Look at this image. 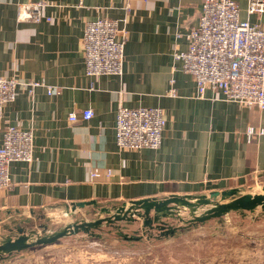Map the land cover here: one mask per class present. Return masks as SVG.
I'll list each match as a JSON object with an SVG mask.
<instances>
[{
    "label": "crops",
    "instance_id": "crops-1",
    "mask_svg": "<svg viewBox=\"0 0 264 264\" xmlns=\"http://www.w3.org/2000/svg\"><path fill=\"white\" fill-rule=\"evenodd\" d=\"M28 1L34 0H0V78L44 82L51 93L38 87L30 96L20 85L4 108L0 144L7 126L31 129L34 159L12 163V187L0 190V244L45 217L78 215L89 222L103 208L114 213L139 200L264 194V109L227 101L209 88L200 96L174 58L187 50L186 36L178 34L198 25L204 0H45L51 21H20L18 6ZM235 1L242 20L264 28V15L248 14L249 0ZM102 17L128 32L122 77L86 74L85 26ZM120 106L164 110L159 149L118 148ZM88 109L93 115L84 120ZM250 127L256 131L251 141ZM94 169L99 177H92ZM259 209L264 213L254 212ZM33 249L0 255V264H34Z\"/></svg>",
    "mask_w": 264,
    "mask_h": 264
},
{
    "label": "built area",
    "instance_id": "built-area-1",
    "mask_svg": "<svg viewBox=\"0 0 264 264\" xmlns=\"http://www.w3.org/2000/svg\"><path fill=\"white\" fill-rule=\"evenodd\" d=\"M47 5L45 0L20 3L18 19L51 21L52 18L43 12ZM247 11L249 15H264V0H249ZM183 35L189 46L187 50L174 52V58L181 61L183 71L194 78L200 96L209 88L227 101L264 109V28L260 24L242 20L235 0H204L198 25L187 34H178V38ZM127 39L128 32L120 27L118 20L102 17L89 21L82 39L86 74L93 77H122ZM20 85L28 88L30 96L38 87H47L51 93V88L44 82L23 84L15 78L1 77L0 122L5 106L16 100ZM92 115L89 109L82 113L84 120H89ZM70 120L76 121L77 116L71 114ZM165 127L166 118L162 108L120 106L116 123L117 146L121 150L131 151L157 150L162 145ZM263 133L260 130L259 134ZM255 134V129L250 127L246 137L251 141ZM33 150L34 134L31 129L16 125L7 126L2 131L0 190L12 187L11 164L32 162ZM99 176V170L94 169L92 177Z\"/></svg>",
    "mask_w": 264,
    "mask_h": 264
},
{
    "label": "rangeland",
    "instance_id": "rangeland-1",
    "mask_svg": "<svg viewBox=\"0 0 264 264\" xmlns=\"http://www.w3.org/2000/svg\"><path fill=\"white\" fill-rule=\"evenodd\" d=\"M208 208L200 207L195 215ZM129 216L134 220L103 223L90 232L79 231L35 246L36 259H29L34 264H264V213L260 209L232 212L204 223L190 222L193 216L184 207L159 221L150 213L149 224L143 217ZM79 219L84 216L62 214L25 227L28 235L35 232L31 239L36 240L63 230L66 222H84Z\"/></svg>",
    "mask_w": 264,
    "mask_h": 264
},
{
    "label": "water",
    "instance_id": "water-1",
    "mask_svg": "<svg viewBox=\"0 0 264 264\" xmlns=\"http://www.w3.org/2000/svg\"><path fill=\"white\" fill-rule=\"evenodd\" d=\"M220 197V201L218 200ZM209 207L201 215H195L200 207ZM188 208L193 218L190 220L192 223H204L211 219L222 218L223 216L232 212H254L256 209L261 208L264 211V194H242L239 195L236 191L224 192L222 194L216 192L210 198L203 196L193 197H172L164 200H139L133 202L131 206H122L117 208L114 213L108 208H103L101 211L108 216L99 218L94 221H84L75 223L65 227L59 232L51 235L37 237L32 240L31 236L35 234L32 232L30 235L21 233V236L15 240H8L0 244V255H10L15 252H20L29 248L40 245H49L55 243L59 239L71 234L78 233L79 231L90 232L92 228H98L103 223H114L115 221H133L134 217L129 215L139 216L145 218V223L149 224L150 213L154 211L156 215L155 220H160L162 217L174 216L176 209ZM142 211V212H141ZM175 230L170 229L169 232L173 233Z\"/></svg>",
    "mask_w": 264,
    "mask_h": 264
}]
</instances>
